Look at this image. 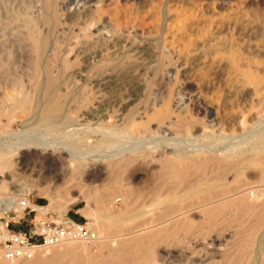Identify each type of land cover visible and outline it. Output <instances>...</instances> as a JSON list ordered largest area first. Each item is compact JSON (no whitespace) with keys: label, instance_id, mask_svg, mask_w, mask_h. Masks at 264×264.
<instances>
[{"label":"rangeland","instance_id":"obj_1","mask_svg":"<svg viewBox=\"0 0 264 264\" xmlns=\"http://www.w3.org/2000/svg\"><path fill=\"white\" fill-rule=\"evenodd\" d=\"M0 139V220L89 233L0 264H264V0H0Z\"/></svg>","mask_w":264,"mask_h":264},{"label":"built area","instance_id":"obj_2","mask_svg":"<svg viewBox=\"0 0 264 264\" xmlns=\"http://www.w3.org/2000/svg\"><path fill=\"white\" fill-rule=\"evenodd\" d=\"M28 198H22L14 205L3 206L0 200V214L13 215L16 221H21L27 213L36 212ZM8 207V209H6ZM2 216H0V219ZM0 220V232L4 233L2 249L7 258L24 256L32 249L40 246H54L72 240H86L89 238L85 226L73 220L63 222L44 221L34 224L27 230H13L8 222Z\"/></svg>","mask_w":264,"mask_h":264},{"label":"bare ground","instance_id":"obj_3","mask_svg":"<svg viewBox=\"0 0 264 264\" xmlns=\"http://www.w3.org/2000/svg\"><path fill=\"white\" fill-rule=\"evenodd\" d=\"M45 46H46V41L45 40H43L42 41V43L40 44V46H39V52L41 53L42 51H43V49L45 48ZM55 83V79L53 78V76L52 75H49V78H48V86H52L53 84ZM49 105H48V110H58V101H57V99H55V98H52L51 99V101L48 103ZM45 118H48V117H45ZM94 128H96V127H94ZM90 129V128H89ZM88 129V130H89ZM82 129H80V131H81ZM87 130V131H88ZM103 130V129H102ZM112 130V129H111ZM13 131V130H12ZM16 131V130H15ZM14 131V132H15ZM22 131V130H21ZM74 131V130H73ZM86 131V130H85ZM98 131V130H97ZM30 132V131H29ZM78 132H79V129H78ZM77 132V133H78ZM93 132V131H92ZM17 133V132H16ZM64 133V132H63ZM67 133V132H66ZM70 133V132H69ZM103 133V132H102ZM102 133H100V134H102ZM107 133V132H106ZM32 134V133H31ZM59 134V133H58ZM249 134V133H248ZM2 135V134H1ZM4 135V134H3ZM105 135V134H104ZM108 135V134H107ZM112 135V134H111ZM117 135V134H116ZM119 135V134H118ZM132 135V134H131ZM130 135V136H131ZM244 135V134H243ZM25 136V135H24ZM47 136V135H46ZM122 136V135H121ZM120 136V137H121ZM126 136V135H125ZM128 136V135H127ZM242 136V135H241ZM36 137H38V136H36ZM50 137V136H49ZM97 137H98V135H97ZM116 137V136H115ZM119 137V138H120ZM124 137V136H123ZM133 137V136H132ZM154 137V136H153ZM151 138V137H150ZM239 138V137H238ZM62 139H63V137H62ZM65 139V138H64ZM116 139V138H115ZM122 139V138H121ZM124 139H125V137H124ZM130 139H132V138H130ZM129 139V140H130ZM141 139H142V137H141ZM144 139V138H143ZM173 139V138H172ZM175 139V138H174ZM241 139H242V137H241ZM246 139V138H245ZM1 140V139H0ZM14 140V139H13ZM66 140V139H65ZM146 140H147V138H146ZM151 140V139H150ZM186 140V139H185ZM184 140V141H185ZM188 140V139H187ZM16 141V140H15ZM51 141V140H50ZM57 141V140H56ZM59 141V140H58ZM95 141H97V140H95ZM113 141V140H112ZM145 141V140H144ZM189 141V140H188ZM195 141V140H194ZM17 142V141H16ZM53 142V141H52ZM62 142V141H61ZM127 142V141H126ZM180 142H181V140H180ZM179 142V143H180ZM19 143V142H18ZM56 143V142H55ZM59 142H57V144H58ZM79 143H80V141H79ZM104 143V142H103ZM112 143V142H111ZM130 144H131V142H129ZM136 143V142H135ZM134 143V144H135ZM140 143V142H139ZM189 143H192V142H189ZM23 144V143H22ZM101 144V143H100ZM107 144H110V143H107ZM113 144V143H112ZM126 144V143H125ZM129 144V145H130ZM149 144V143H148ZM156 144V143H155ZM181 144H182V142H181ZM197 144V143H196ZM202 144V143H201ZM242 144V143H241ZM14 145V144H13ZM32 145V144H31ZM31 145H29V146H31ZM120 145V144H119ZM132 145V144H131ZM152 144H150V146H151ZM192 145V144H191ZM198 145V144H197ZM10 146V145H9ZM17 146V145H16ZM22 146H24V145H22ZM26 146V145H25ZM24 146V147H25ZM36 146V145H35ZM39 146V145H38ZM62 146V145H61ZM75 146H77V145H75ZM202 146V145H201ZM21 147V146H20ZM20 147H18V148H20ZM41 146H39V148H40ZM45 146L43 145V148H44ZM67 147V146H66ZM104 147V146H103ZM108 147V146H107ZM111 147V146H110ZM121 147H123V146H121ZM199 148H200V146H198ZM203 147V146H202ZM207 147H209V146H207ZM34 148V147H33ZM43 148H41L42 150H43ZM89 148V147H88ZM97 148V147H96ZM100 148V147H99ZM197 148V147H196ZM16 149V148H15ZM35 149V148H34ZM52 149V148H51ZM54 149V148H53ZM63 149V148H62ZM107 149V148H106ZM117 149V148H116ZM119 149V148H118ZM121 149V148H120ZM2 150V149H1ZM0 150V151H1ZM4 150V149H3ZM12 150V149H11ZM17 150H19V149H17ZM17 150H15V151H17ZM49 150H50V148H49ZM78 150V149H77ZM80 150V149H79ZM93 150H96V149H93ZM99 150V149H98ZM115 150V149H114ZM126 150H128V149H126ZM200 150V149H199ZM198 150V151H199ZM210 150V149H209ZM14 150H12V151H10L9 153H11V155H9V153H0V169H4V168H7V167H9L10 166V164H11V157L14 155V152H15ZM44 151V150H43ZM42 151V152H43ZM65 151V150H64ZM72 151V150H71ZM73 151H74V149H73ZM83 151V150H82ZM101 151V150H100ZM108 151V150H107ZM112 151H113V149H112ZM118 151V150H117ZM218 151V150H217ZM54 152V151H53ZM69 152V151H68ZM81 152V151H80ZM108 152H110V151H108ZM50 154V153H49ZM71 154V153H70ZM72 154H74V153H72ZM75 154H76V152H75ZM79 154V153H78ZM51 155V154H50ZM65 155V154H64ZM86 155V154H85ZM85 155H84V157H85ZM90 155V154H89ZM93 155V154H92ZM98 155V154H97ZM110 155V154H109ZM78 156V155H77ZM103 156H104V154H103ZM65 157H67V154H66V156ZM73 157V156H72ZM79 157L81 158V155H79ZM104 157H106V156H104ZM103 158V157H102ZM107 158V157H106ZM67 165V164H66ZM172 166H173V168H175L177 171H179L178 170V165L179 164H177V163H175V162H173L172 164H171ZM72 166V165H71ZM215 187V184L214 183H210V182H208L207 180H202L201 181V183H200V188H201V190H203V191H209V192H211L212 190H213V188ZM261 197H264V189H260V190H258V193H257V196H256V198H260L261 199ZM239 198V200L240 201H244L245 199H244V197L243 196H240V197H238ZM70 204V202L66 205V206H68ZM32 206L33 207H35V208H37L39 211H44V210H47L48 208L47 207H41V206H38V205H34L33 203H32ZM6 209H8V207H6ZM180 215V214H179ZM184 218V217H183ZM179 219V218H178ZM177 219V220H178ZM212 220V218L211 217H207L206 219H205V221L206 222H210ZM161 222H164V220H162ZM196 227V224L194 223V222H191L190 224H189V226H186V232H192L194 235H196L197 236V234L199 233V231L198 230H200V229H194ZM262 232V231H261ZM261 232H260V234H261ZM251 237V236H250ZM249 237V238H250ZM139 241V240H138ZM264 242V241H263ZM258 248V247H257ZM258 250V249H257ZM256 250V251H257ZM72 250H68V252H71ZM60 252V251H59ZM65 252V251H64ZM71 254V253H70ZM73 254H71V256H72ZM139 256H141V254H139L138 255V257ZM146 260L148 261V260H150V256H146ZM115 258H112V260L111 261H113ZM105 262L106 261H102V260H100V259H97V260H94V261H92V264H105ZM115 262L117 263V264H121L123 261L122 260H120V259H115Z\"/></svg>","mask_w":264,"mask_h":264},{"label":"crops","instance_id":"obj_4","mask_svg":"<svg viewBox=\"0 0 264 264\" xmlns=\"http://www.w3.org/2000/svg\"><path fill=\"white\" fill-rule=\"evenodd\" d=\"M34 204V203H33ZM34 205H37V204H34Z\"/></svg>","mask_w":264,"mask_h":264}]
</instances>
